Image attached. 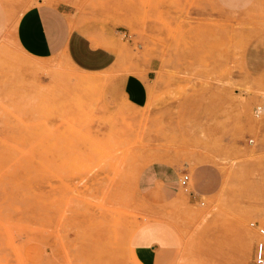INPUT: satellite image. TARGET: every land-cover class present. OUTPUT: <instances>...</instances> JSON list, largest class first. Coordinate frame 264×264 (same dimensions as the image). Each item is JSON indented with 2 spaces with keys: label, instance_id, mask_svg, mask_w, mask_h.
Masks as SVG:
<instances>
[{
  "label": "rangeland",
  "instance_id": "rangeland-1",
  "mask_svg": "<svg viewBox=\"0 0 264 264\" xmlns=\"http://www.w3.org/2000/svg\"><path fill=\"white\" fill-rule=\"evenodd\" d=\"M31 4L113 45L114 66L27 54L13 30ZM150 65L131 107L115 75ZM149 159L187 166L167 213L135 189ZM152 224L179 240L174 264H264V0H0V264H137Z\"/></svg>",
  "mask_w": 264,
  "mask_h": 264
},
{
  "label": "crops",
  "instance_id": "crops-1",
  "mask_svg": "<svg viewBox=\"0 0 264 264\" xmlns=\"http://www.w3.org/2000/svg\"><path fill=\"white\" fill-rule=\"evenodd\" d=\"M13 37L31 56L66 54L73 66L86 73L108 70L118 58L113 45L69 27L65 12L45 5L31 4L24 8L15 21ZM154 69L150 65L117 72L119 94L129 106L137 108L147 103L157 84ZM204 168L194 167L192 175L196 176ZM185 169V165L164 159L151 160L139 168L134 186L145 202L146 213H167V208L177 203L178 195L174 191L180 173L187 172ZM205 182L201 180V184ZM129 252L137 264H174L180 245L169 228L152 224L138 231L133 242L130 241Z\"/></svg>",
  "mask_w": 264,
  "mask_h": 264
},
{
  "label": "built area",
  "instance_id": "built-area-1",
  "mask_svg": "<svg viewBox=\"0 0 264 264\" xmlns=\"http://www.w3.org/2000/svg\"><path fill=\"white\" fill-rule=\"evenodd\" d=\"M259 105L255 106V113H257L259 111ZM188 173L187 172H181L179 177H178V183L180 186H182L184 189H186V182L188 180ZM187 192L191 195H193V192L191 189H187ZM200 203H202V201H200ZM250 225H253L254 222H249ZM258 232L260 234L264 233V228L263 227H259L258 228ZM264 247V243L263 241H259L258 243V247H257V252L255 253V261L257 263H261L263 262V251H261V249Z\"/></svg>",
  "mask_w": 264,
  "mask_h": 264
},
{
  "label": "bare ground",
  "instance_id": "bare-ground-1",
  "mask_svg": "<svg viewBox=\"0 0 264 264\" xmlns=\"http://www.w3.org/2000/svg\"><path fill=\"white\" fill-rule=\"evenodd\" d=\"M66 59H67V61L71 64V65H73L72 64V62H71V60H70V58L66 55ZM90 79V77H88V76H83L82 78H79V81L80 82H85V81H88ZM148 161H150V159L148 160ZM259 243V242H258ZM257 247H258V244H257ZM264 250V247L261 249V251H263Z\"/></svg>",
  "mask_w": 264,
  "mask_h": 264
}]
</instances>
